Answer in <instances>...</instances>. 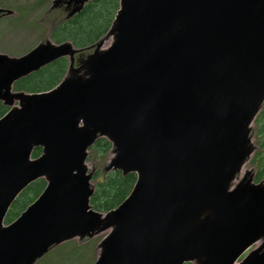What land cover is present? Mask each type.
<instances>
[{
	"label": "water",
	"instance_id": "95a60500",
	"mask_svg": "<svg viewBox=\"0 0 264 264\" xmlns=\"http://www.w3.org/2000/svg\"><path fill=\"white\" fill-rule=\"evenodd\" d=\"M73 1L69 15L89 0ZM78 50L46 40L19 57L0 53V100L18 102L0 118V264H33L53 244L104 230L94 264H234L257 241L238 264H264V181L243 169L264 102V0H119L73 68ZM65 55L54 88L12 91ZM99 137L111 143L105 173L136 174L106 212L89 205L85 164ZM38 178L39 196L3 227Z\"/></svg>",
	"mask_w": 264,
	"mask_h": 264
},
{
	"label": "trees",
	"instance_id": "16d2710c",
	"mask_svg": "<svg viewBox=\"0 0 264 264\" xmlns=\"http://www.w3.org/2000/svg\"><path fill=\"white\" fill-rule=\"evenodd\" d=\"M117 8V0H95L88 3L83 10L72 19L54 28L52 36L56 41L70 39L77 46L87 45L96 40L107 29L113 13ZM64 60L60 59L50 66L19 80L17 88L38 90L51 87L60 78L64 70ZM43 82L41 85L36 82ZM255 135L260 149L255 152L251 164L256 166L255 180L264 178V107L255 120ZM109 149V143L99 138L90 148V154L95 155L101 164ZM39 148H35L32 156H37ZM99 157V158H98ZM135 174L124 176L119 171H112L104 176L100 169L94 173L96 180L95 192L90 198L91 205L99 211L109 210L118 205L129 193L135 181ZM43 186L38 180L27 187L25 191L12 203L9 213L15 215L33 199ZM10 218V215L9 217Z\"/></svg>",
	"mask_w": 264,
	"mask_h": 264
},
{
	"label": "rangeland",
	"instance_id": "374dc122",
	"mask_svg": "<svg viewBox=\"0 0 264 264\" xmlns=\"http://www.w3.org/2000/svg\"><path fill=\"white\" fill-rule=\"evenodd\" d=\"M48 6L49 0H0V7L15 11L10 16L0 18V52L17 56L43 40L51 28V23L45 14ZM36 83L41 85L43 82ZM256 141L255 138L254 143L257 145ZM108 156L109 151L105 160ZM94 162L95 159L87 160L89 169L94 168ZM250 165L254 169L252 164ZM91 182L93 184V181ZM107 232L108 230H105L82 240L73 238L74 240L66 241L53 247L35 264H92L98 253L97 245ZM255 246L256 243L250 249Z\"/></svg>",
	"mask_w": 264,
	"mask_h": 264
},
{
	"label": "flooded vegetation",
	"instance_id": "af4514ba",
	"mask_svg": "<svg viewBox=\"0 0 264 264\" xmlns=\"http://www.w3.org/2000/svg\"><path fill=\"white\" fill-rule=\"evenodd\" d=\"M71 6H73L72 3H69L68 6H65V5L62 4V5L59 6L57 9L53 10V11L51 12V13L54 14V17H53L54 19H53V20L58 19V14H60V13H61V17H62L63 15H65V13L67 12V10L70 9Z\"/></svg>",
	"mask_w": 264,
	"mask_h": 264
}]
</instances>
